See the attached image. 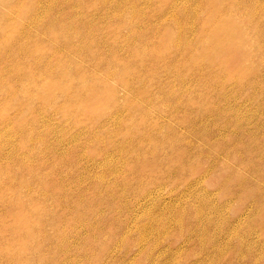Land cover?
<instances>
[{
	"label": "rangeland",
	"instance_id": "374dc122",
	"mask_svg": "<svg viewBox=\"0 0 264 264\" xmlns=\"http://www.w3.org/2000/svg\"><path fill=\"white\" fill-rule=\"evenodd\" d=\"M0 264H264V0H0Z\"/></svg>",
	"mask_w": 264,
	"mask_h": 264
},
{
	"label": "bare ground",
	"instance_id": "6f19581e",
	"mask_svg": "<svg viewBox=\"0 0 264 264\" xmlns=\"http://www.w3.org/2000/svg\"><path fill=\"white\" fill-rule=\"evenodd\" d=\"M212 1H215V0H212ZM222 1V0H219V2ZM221 34H222V37L225 38L227 36V34H230V31H226V30H218ZM240 40L237 42V43H243V44H246V41H245V33L242 31L238 34ZM220 49L222 47H219ZM225 48V47H224ZM212 60H215V56L212 57Z\"/></svg>",
	"mask_w": 264,
	"mask_h": 264
}]
</instances>
